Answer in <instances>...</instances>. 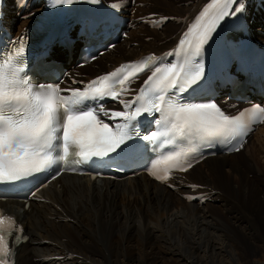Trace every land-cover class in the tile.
Wrapping results in <instances>:
<instances>
[{
    "label": "bare ground",
    "instance_id": "1",
    "mask_svg": "<svg viewBox=\"0 0 264 264\" xmlns=\"http://www.w3.org/2000/svg\"><path fill=\"white\" fill-rule=\"evenodd\" d=\"M39 1L20 0L16 12L11 10L13 2L5 1V21L24 9L20 21H15L14 35L29 23V13L39 9L28 13L29 5ZM105 1L115 12L128 16L130 30L112 48L116 50L81 70L89 71L90 77L139 57H162L189 32V24L209 0H154L164 3L168 12L135 9L145 8L140 0ZM148 14L151 18H145ZM172 15H179L180 20L168 24ZM236 17L245 20L251 36L264 45V3L245 0V11ZM172 29L170 37L167 32ZM158 32L161 40L153 35ZM150 42L157 44L149 46ZM139 83L136 80L131 88ZM254 136L264 139V125ZM260 144L257 149L264 154V144ZM242 149L205 159L186 172L183 180L176 177L167 187L143 176L90 182L64 175L46 188V203L40 206L23 209L5 203L26 237L14 249V264H264V259L255 258L264 251V161L254 168L249 164L251 154L240 157ZM188 196L195 201L190 202Z\"/></svg>",
    "mask_w": 264,
    "mask_h": 264
},
{
    "label": "snow or ice",
    "instance_id": "2",
    "mask_svg": "<svg viewBox=\"0 0 264 264\" xmlns=\"http://www.w3.org/2000/svg\"><path fill=\"white\" fill-rule=\"evenodd\" d=\"M75 2L77 0H56L57 4L63 5H72ZM88 2L97 4L99 0ZM213 4H222L223 7L214 18L215 22L204 28L196 43L194 55L201 60L203 46L212 39V33L216 31L220 22L226 17H236L245 11V0H213ZM19 43V53H23V37ZM184 43V39L179 41L180 45ZM148 61H153L156 66L143 86L138 89L130 87L138 79V73L119 75L126 65L92 81L87 85L88 91L61 89L59 85L53 86L50 91L41 90L45 86H38L37 90H33L27 79L17 75L20 69L12 71L7 77L0 71V182L15 181L31 171L38 170L44 161L53 158L56 162L64 161L65 164L69 160L77 164H87L96 162L93 157L105 159L110 153L120 155L124 147L129 145L125 144V140L131 141L140 137L136 123L133 122L137 116L147 113L155 117L159 113L163 117L162 105L165 104L166 97L170 104L177 93L188 90L180 83L185 65L178 67L170 62L164 64L162 60L156 62L154 57H148L140 64L141 72L145 71L144 65ZM195 66L196 71L190 74L191 78L188 79L186 75L189 86L195 84L203 74V64L196 62ZM98 81L99 86L93 87ZM62 91L70 92V96L60 95ZM128 92L138 94L132 99H125L122 94ZM147 93H151L146 101L149 107H136L130 114L129 110L134 104L145 102ZM107 99L122 105V108H110L103 103ZM251 111L264 113V107L257 105ZM181 113L187 115L181 119ZM108 120H122L123 123L110 125L106 122ZM238 120L239 117L225 115L215 103L182 104L176 116L177 122L172 123V129L181 140L198 134L202 139L209 141L206 146H212V140L221 137L231 145L228 151L239 152L247 142L245 137L254 129L245 125L233 127ZM160 122V119H153L154 124L159 125ZM259 122L264 123V120ZM113 127L116 131H113ZM156 136L157 133L153 132L151 136L145 135L140 138L153 140ZM42 151L43 159H37ZM76 157H80V160L76 161ZM172 158L169 156V159ZM195 162L198 163L199 159ZM191 167L193 163L189 161L180 165L178 170L187 172ZM70 170L78 171L76 168ZM79 171L83 174L82 169ZM150 174L162 182L169 179L167 174L163 176L154 172ZM52 179H55V176ZM193 198L186 197L188 200ZM6 222L10 229L16 224L10 214L0 213V264H10L9 257L10 255L14 257L13 249L21 239L19 235L13 236L11 230L5 231ZM9 238L12 239L11 246L8 243Z\"/></svg>",
    "mask_w": 264,
    "mask_h": 264
},
{
    "label": "rangeland",
    "instance_id": "3",
    "mask_svg": "<svg viewBox=\"0 0 264 264\" xmlns=\"http://www.w3.org/2000/svg\"><path fill=\"white\" fill-rule=\"evenodd\" d=\"M141 1V3H140V5H142V4H144L145 5V8H143L142 6H140V7H135V9H137V8H141L142 10H144V11H147V10H152V9H154V10H157V11H159L158 9H164V11H160V12H168V10H170L164 3H161V2H158V3H156V2H154V0H140ZM191 2V1H190ZM173 3L175 4V6H176V1H173ZM183 6H185V5H183ZM183 6H181L180 8H182ZM187 6V5H186ZM195 8V6L192 8V9H194ZM191 9V10H192ZM185 12H183V14H184ZM151 15L152 14H148V15H145V18H151ZM175 19H179V15H172V20H171V22L170 23H168V24H174V21H175ZM180 20V19H179ZM167 24V25H168ZM166 25V26H167ZM180 25V24H179ZM179 25H175V26H179ZM175 32V29H172V30H169L168 32H167V35L168 36H172L173 35V33ZM159 34H160V32H158L157 34H154L153 33V35L157 38V39H159V40H161L160 39V36H159ZM156 42H150L149 43V46H156ZM114 50H116V48L114 49ZM114 50H112L111 51V53L114 51ZM115 53H116V51H115ZM88 72V74H89V71H87ZM262 138H260V137H256V136H254V137H251L250 139H248V144H247V146L244 148V149H242V152H241V154H239L240 155V157H242V156H247V155H252L253 156V158L252 159H249V164L250 165H252L254 168H255V166H258L259 165V163H261V162H263L264 161V154L263 153H260L259 152V149H257V148H260L261 147V144L260 143H262V144H264V139L262 140ZM259 145H260V147H259ZM258 146V147H257ZM255 147V148H254ZM256 152V153H255ZM237 158H239V157H237ZM242 158H244V157H242ZM246 158V157H245ZM247 159V158H246ZM201 170H205V167H201ZM244 176H246V174L244 175ZM251 177H252V175H251ZM234 181V180H233ZM238 181V180H237ZM236 180H235V182H237ZM234 185V184H233ZM193 201H195V199H192V200H190V202H193ZM215 202V201H214ZM143 244V243H142ZM145 244V243H144ZM263 252V253H262ZM259 255H258V257H255V258H257V259H259L260 261L261 260H263L264 259V251H262Z\"/></svg>",
    "mask_w": 264,
    "mask_h": 264
}]
</instances>
